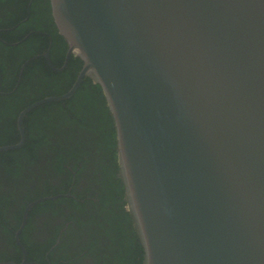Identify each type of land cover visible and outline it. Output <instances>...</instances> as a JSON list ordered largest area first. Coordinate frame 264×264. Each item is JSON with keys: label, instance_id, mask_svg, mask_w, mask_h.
I'll use <instances>...</instances> for the list:
<instances>
[{"label": "water", "instance_id": "95a60500", "mask_svg": "<svg viewBox=\"0 0 264 264\" xmlns=\"http://www.w3.org/2000/svg\"><path fill=\"white\" fill-rule=\"evenodd\" d=\"M102 88L142 264H264V0H50ZM68 195V194H67ZM61 195L44 197L54 200ZM34 205L31 204L29 208ZM24 251L21 263L29 264Z\"/></svg>", "mask_w": 264, "mask_h": 264}, {"label": "flooded vegetation", "instance_id": "af4514ba", "mask_svg": "<svg viewBox=\"0 0 264 264\" xmlns=\"http://www.w3.org/2000/svg\"><path fill=\"white\" fill-rule=\"evenodd\" d=\"M24 1L16 0V4L11 3L4 6L5 8H0V19L11 12L22 17L21 24L30 26V31L22 41L28 36H37L35 53L32 51L35 46L30 48L28 53L26 46L22 49L20 55H23L21 57L23 63L16 78L17 83L9 92L10 94L16 92L19 83L25 82L24 69L28 64H32L33 71L26 80L25 93L17 92L15 96L20 100L24 99V103L33 98L38 99L28 103L20 113L42 99L67 94L74 86L83 67L78 57L68 56L69 45L56 28L50 0H37L33 10L34 0H27L26 10L17 3ZM33 26L36 27L32 28ZM16 28L17 25L0 28V33L13 31ZM0 41L5 40L0 37ZM21 42L9 43V45L16 46ZM2 57H5V54L0 45V62ZM10 58L12 59L11 56ZM82 83L71 97L37 106L25 115L23 119L25 142L31 134L34 139L44 134L49 142L58 141L61 136L60 119H66L68 126H75L77 120L75 114L85 118L87 122L84 124L88 127H93L95 130L99 127L107 129L96 109L91 113L82 111L84 115L72 111L77 102L82 103L84 98H87L83 92L77 95ZM91 85L96 87L93 89L91 87L89 93L95 97L98 94L99 99H102L100 94H103V91L96 90L97 84L92 80ZM104 100L106 102L105 97ZM106 108L109 110L107 102ZM109 114L112 117L110 110ZM18 133L20 141L19 129ZM82 134L93 135L85 129ZM102 137L101 130H96L92 138L100 142L97 145L86 142L83 150L87 152H84L86 154L82 159L64 165L69 172H57L53 154L55 151L48 147L41 149L38 158L28 163L25 167L26 172L21 171L20 177L12 178V184L8 185L7 178L0 183V264L21 263L24 260V251L17 243V234L25 215L27 219L19 240L26 250L29 264H132L133 245L137 242L135 240L137 234L132 217L126 210L124 194L123 196L117 194L119 193L116 190L117 182L119 181L123 186L118 176L119 171L114 177L110 174L111 168L114 169L111 167L114 162L112 148L108 146L109 141L104 142L105 139ZM32 142L35 141L32 139ZM86 160L89 162L83 165L82 161ZM106 170L108 172L104 174ZM63 182H66V185ZM68 184H70L68 195L57 194L63 195L59 198L70 199L66 203L51 207L48 203H44L50 200L39 201L48 197L42 195L54 192L55 188L65 189ZM122 192L124 189L121 190ZM80 193L83 198L77 197ZM6 195L11 198L7 204L2 201ZM105 196L110 198L109 204L102 202ZM59 198L54 200L59 201ZM71 201L84 204L86 210L71 206L74 204ZM33 203L34 205L29 208ZM4 216L6 219L2 220Z\"/></svg>", "mask_w": 264, "mask_h": 264}, {"label": "trees", "instance_id": "16d2710c", "mask_svg": "<svg viewBox=\"0 0 264 264\" xmlns=\"http://www.w3.org/2000/svg\"><path fill=\"white\" fill-rule=\"evenodd\" d=\"M36 2L37 0H34L32 10L34 9V5ZM11 3L16 4V0H0V8L1 9L5 8L4 6ZM17 3H20L24 7V10H26V4L28 3L27 0H25L24 2H17ZM24 15L25 14L23 12V16ZM21 19L22 17L19 16V14L14 15L11 12L7 16H3V18L0 19V28H9L17 25V28L13 31L0 33V37L3 40H5L3 42L0 41V45L5 54V57H2L0 62V91H1L0 146L15 144L19 141V133L17 129L18 114L25 106H27L28 103L38 99V98H33L31 100H28L26 103H24V99L20 100L18 97L15 96L17 92L25 93L27 87L26 80L30 76V72L33 71L32 64H28L24 69L23 81L25 82L19 83L18 87L16 88V92L14 91V93L11 94L9 93L12 91V86H14L17 83L16 78L18 76L20 67L23 63L21 60L22 59L21 57L23 55H20L22 49L26 46V51L28 53L30 48L35 46L37 40L36 35H31L30 37L28 36L24 41H22L31 28L27 24L24 23L21 24L20 23ZM35 27L36 26H33L32 28ZM16 42H21V43H19L16 46L9 45V43H16ZM32 51L34 53L36 52V46L32 48ZM10 56L12 57V59L10 58ZM11 75L15 77H10ZM72 83H70V85ZM91 87L93 89L96 86L93 87L91 85V79L86 78L85 81L82 83V86L79 88L77 95L79 96L82 94L81 92H83V94L85 93V96L87 98H84V101L82 103L77 102L75 106L72 108V111L73 112L77 111L78 113L84 115L82 111L91 113L93 112V109H96L98 112V116L100 117L101 115L100 120L102 119L104 121L105 127L107 129H103L99 127L96 130L99 129L101 130V132L103 133L102 139H105L104 142L109 141L108 146L112 148L114 162L111 165V167L114 168L113 169V177H114L115 174L118 172V160H117V149H116L117 148L116 130H115L113 118L110 116L109 110L106 108V102L104 100L103 94H100L102 99H99L98 94L96 97L92 96L89 93ZM97 88L98 89L96 90L102 91V88L99 85H97ZM97 108H99V110ZM75 115L77 116V120L75 121V126H68L66 119H60L61 136L58 141L49 142L48 137L44 134H40L34 139L33 135L31 134L28 137V141L25 142L22 147L11 151L0 152V183H2L3 180L7 178L8 185L12 184V178L20 177L21 171L26 172L25 167L28 165V163L38 158L41 149L48 147L52 148L55 151V153L53 154H54V161H56L57 164V168H56L57 172L60 173L69 172L68 169L64 167V165L65 164L68 165L70 161L74 162L82 159L83 155L86 154L84 152H87L86 150H83L86 142H93L94 145H97V143L100 142L92 138L93 135L96 134L95 128L88 127L87 124H84V122H87V120H85V118H81L80 114H75ZM84 129L90 131L93 135L83 136L82 133ZM32 139L35 142H32ZM88 162L89 160L82 161V164L86 165ZM108 170L104 171V174L107 173ZM70 178L72 179L71 174H70ZM66 181L69 183L68 179H66ZM63 184L66 185V182L65 183L63 182ZM69 185L70 184H68L65 189H61V190L55 188L54 192L44 194L42 195V197L55 196L58 193L67 194ZM118 187L120 188V190ZM123 189L124 187L121 186L118 181L116 190L119 193L117 194L120 196L124 194V192L121 193V190ZM72 194L74 193L72 192ZM77 197L83 198L82 193H80V195H77ZM58 200L59 201L50 200L44 203H48L51 207H53L55 204L57 206L60 203L62 204L66 203L70 199L59 198ZM2 201L3 203L7 204L11 201V198L9 197V195H6V197H4ZM71 202L74 203L73 205L71 204V206L79 207L81 208V210L84 209V211L86 210L84 204H78L79 202H74V201ZM102 202L109 204L110 198L108 196H105L102 198ZM3 219H6V216H4L2 220ZM135 240L137 242L136 244L133 245V252H132L134 258L132 257L131 261L132 264H142L144 258V251L137 236H135Z\"/></svg>", "mask_w": 264, "mask_h": 264}, {"label": "rangeland", "instance_id": "374dc122", "mask_svg": "<svg viewBox=\"0 0 264 264\" xmlns=\"http://www.w3.org/2000/svg\"><path fill=\"white\" fill-rule=\"evenodd\" d=\"M110 174L113 176V169H111Z\"/></svg>", "mask_w": 264, "mask_h": 264}]
</instances>
